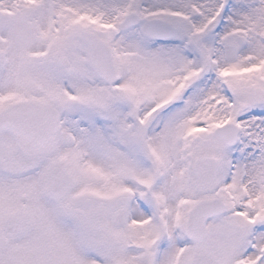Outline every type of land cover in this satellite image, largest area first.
Segmentation results:
<instances>
[{"label":"snow or ice","instance_id":"6c2138e0","mask_svg":"<svg viewBox=\"0 0 264 264\" xmlns=\"http://www.w3.org/2000/svg\"><path fill=\"white\" fill-rule=\"evenodd\" d=\"M0 264H264V0H0Z\"/></svg>","mask_w":264,"mask_h":264}]
</instances>
